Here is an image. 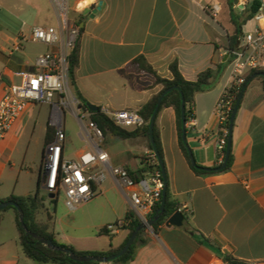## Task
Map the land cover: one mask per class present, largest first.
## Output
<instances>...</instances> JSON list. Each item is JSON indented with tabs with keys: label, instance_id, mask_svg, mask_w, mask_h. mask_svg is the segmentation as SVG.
I'll list each match as a JSON object with an SVG mask.
<instances>
[{
	"label": "crops",
	"instance_id": "0c3cea01",
	"mask_svg": "<svg viewBox=\"0 0 264 264\" xmlns=\"http://www.w3.org/2000/svg\"><path fill=\"white\" fill-rule=\"evenodd\" d=\"M233 14L243 21L255 1L233 0ZM210 3L222 7L217 19L206 10ZM78 7L74 19L83 32L80 35V62L76 72L77 86L89 104L111 110L137 111L164 87L154 84L151 75L131 72L129 67L145 58L153 70L163 78H171L174 62L188 81L216 69L231 59L227 49L229 38L235 32L229 0H72ZM24 18L18 36L11 38L0 34V99L6 88L15 84L24 71H36L37 59L54 50L31 40L34 27L57 26L58 21L50 0H0V9ZM95 13V14H94ZM29 20V21H28ZM28 21L31 26L26 24ZM253 20L243 25V33ZM28 27V28H26ZM1 33V32H0ZM12 43V46H10ZM43 48L34 58L25 51L24 44ZM226 55L229 57L226 59ZM226 59V61H225ZM232 84L230 64L216 86L198 93L194 104V118L187 125V142L196 163L203 168L221 165L218 146L220 122L217 113L222 95ZM76 88L69 87L75 95ZM51 110L44 128V146L48 125L56 129L63 125L68 143L79 142L74 157L65 146L64 155L75 159L80 153L94 150V144L81 131L66 128L64 117L50 104ZM45 109L31 108L19 119L0 144V201L5 202L18 193L23 177L32 176L34 182L42 171L25 168L18 155L23 149V137L35 112ZM74 118L75 110L70 109ZM82 126V125H81ZM155 126L159 132L162 157L166 166L168 188L181 206V227L161 226L156 233L146 230L137 248L135 259L128 264H226L229 256L246 264H264V87L259 77L253 79L239 107L232 135V168L225 172L198 174L186 159L180 146L176 111L169 107L158 112ZM133 131L136 129H127ZM43 146V151H44ZM110 157L112 167L127 169L135 178H141L145 156L150 154L145 136L123 140L107 132L101 144ZM42 151V157H43ZM27 156V150L24 157ZM100 185L98 195L106 204L102 213L106 218L100 230L114 221H123L132 210L131 190L122 189L113 173L98 167ZM45 216L40 220H46ZM60 244L78 251L95 252L115 250L123 246L129 230L117 233L64 237L53 227ZM0 264H36L26 257L20 244L16 214L0 217ZM121 264V263H108Z\"/></svg>",
	"mask_w": 264,
	"mask_h": 264
},
{
	"label": "built area",
	"instance_id": "2783aa9c",
	"mask_svg": "<svg viewBox=\"0 0 264 264\" xmlns=\"http://www.w3.org/2000/svg\"><path fill=\"white\" fill-rule=\"evenodd\" d=\"M50 1L58 24L34 27L31 40L53 47L54 50L37 59L36 71L19 73L20 84H11L6 88L0 99V144L15 123L35 106L53 105L61 115L65 109L75 110L83 126L84 135L95 148L92 151L80 153L75 159H68L64 155L67 142L66 131L62 124H56L55 137L46 146L44 152L43 187L45 192L48 195H54V199H57L63 191L66 196L65 204L73 211L79 205L98 196L97 187L100 185V179L96 171L98 167L103 166L113 173L122 189L131 190L132 210L141 223L148 224L154 210L162 200L164 189L162 174L146 173L141 178H134L127 169L110 165L109 154L101 147L105 137L102 129L92 121L90 112L82 111L77 97L68 91L70 87L68 59L76 49L81 34L80 28L72 18V15L78 12V7L72 5V0ZM206 10L213 19H217L222 7L219 3H210L206 6ZM252 20L255 26L243 34L238 49L230 53L232 84L228 89L241 86L249 72L264 70V2ZM231 110V100L218 103L220 126L227 121ZM100 111L116 126L123 129H140L145 125L144 118L137 111L109 108H100ZM87 118L89 121L85 122ZM222 131L224 134L218 146L221 164L224 161L225 138L229 134L227 130ZM144 161L155 163L158 160L151 152L145 156ZM179 211L184 212L189 209L184 206ZM124 226L125 222L120 221L106 226V229L109 233H117Z\"/></svg>",
	"mask_w": 264,
	"mask_h": 264
},
{
	"label": "trees",
	"instance_id": "16d2710c",
	"mask_svg": "<svg viewBox=\"0 0 264 264\" xmlns=\"http://www.w3.org/2000/svg\"><path fill=\"white\" fill-rule=\"evenodd\" d=\"M234 1L229 0V5L232 10V20L235 25V32L233 35L230 36L229 38V44H228V51L231 53L232 51L238 49L240 45V40L243 36V25L247 24L249 21H251L254 16L259 12L262 2L261 1H255L253 5L251 6L250 10L248 11V14L244 17L243 21L239 22L235 15L233 14V7H234ZM74 13L72 15V18L75 22V24L80 28L79 22H77L74 19ZM83 32V28H80V33ZM81 35V34H80ZM79 42L80 38L78 40V44L76 47V52H72L71 55L69 56L68 59V67H69V84L72 88H76L77 86V77H76V72L79 67V62H80V53H79ZM231 63V59L228 60L226 63L220 64L216 69H208L204 72H202L198 79L196 81H188L186 80L183 75L181 74L179 70V65L177 62H174L171 67H170V72H171V78H163L159 76L151 67V65L148 64L145 58H140L132 63V65L129 67V70L131 72H145L149 75H151L154 79V84L156 85H162L164 87L163 91L152 98L148 103L143 105V107L139 110V114L144 118L145 120V125L144 127L140 129H136L133 131H129L127 129H123L121 127L116 126L110 118L107 116L103 115L100 111V108L97 112H92L89 107H88V101L81 95L80 91L76 88V93L75 96L80 102V108L84 112H90L91 113V119L94 121L98 126L102 129L104 136L107 132H110L114 134L115 136L119 137L120 139L123 140H129V139H135L139 136H145L148 140L149 143V148L152 153H154L153 146L151 144V139H150V133H149V123L151 120V117L153 115V112L156 107V103L161 96V94L169 88L172 87H177L178 90H174L170 92L169 94L166 95L164 98L162 105L160 107V110L163 108H173L176 111L177 114V119H178V129H179V135H180V146L181 149L184 152V155L186 156V159L188 162H190L189 154H188V148L184 144L182 140V121H181V116H182V97L181 93L184 96L185 103H186V118H187V123L194 118V104H195V98L198 93L202 92H207L212 90L216 84L219 82L220 78L222 77L225 69L227 66ZM264 70H253L249 72L246 77H245V82L239 86V87H233L231 89H227L226 92L222 95L221 99L219 102L224 101L228 102L231 100V112L228 115L227 121L224 123V125L220 126V138L223 137V129L229 131L230 128V119L232 116V111L234 107L237 104V101L240 97V94L242 92V89L244 85L256 74L262 73ZM260 80L263 82V87H264V77H259ZM159 110V111H160ZM56 129L48 125L47 127V132H46V138H45V146H44V151H43V157H42V171H43V159H44V152L46 149V146L53 141L55 137ZM154 137H155V142L156 146L162 156V147H161V142H160V136L159 132L155 126V131H154ZM226 145L224 148V159L226 156L227 152V144H228V136L225 138ZM221 158V155H220ZM223 159V160H224ZM234 162V156L233 152L231 150L229 162L227 165V168L222 171H229L232 168ZM144 167L141 169L140 174H154V173H161V167L159 165V162L156 161L155 163H150L148 161L143 162ZM192 169L198 173V174H209L203 167H193ZM130 173V172H129ZM132 177L133 174L130 173ZM42 191L44 190L43 187V174L40 175L38 178L37 182V188L34 193V195L26 196V197H18L13 195L10 197L7 201H14L16 202L23 210L24 216H25V223L27 228L32 232L37 235H40L46 239H49L53 241V243L56 246H61V247H66L71 249L76 255L83 256V255H93V256H102V257H109L112 255H115L119 253L128 240L130 239L131 235L135 231L137 227H139L142 223L136 218V215L133 210H130L123 222H125L124 228L129 230V236L126 240V242L123 244L122 247L115 249V250H109V251H95V252H82L76 250L72 246H67L64 244H60L57 241L56 235L54 233L53 227H54V217L49 213L45 211V198L42 196ZM52 202L54 204L57 203V199H53ZM162 202V200H161ZM161 202L157 205L156 209L154 210V213L150 217V219L156 214V212L160 209ZM0 203H2L0 201ZM8 209H13L15 214H16V224H17V229L19 232V237H20V244L24 250V253L27 258L32 260L36 264H99L96 262H89V263H79L71 260L67 255H65L62 252H56L52 251L49 248L45 247L43 244L37 242L33 237L27 236L25 231L22 229L20 222H19V216H18V211L13 208V207H7L5 210ZM181 209V206L177 203V201L173 198L170 189L168 188L167 192V201H166V207H165V212L161 216V218L153 225V230L154 232L158 233L159 229L161 226L165 225L167 221L177 212ZM4 211V210H3ZM45 211L46 212V220H40L39 215ZM0 212V216H1ZM100 234H105L108 233V230L106 227L99 232ZM145 233V230H142L138 237L136 238L134 244L131 246L130 250L122 257L119 259L113 261L114 263H121V264H128L132 262L137 253V248L138 245L143 242L142 241V236ZM224 261L226 264H246L245 262L235 260L229 256H223Z\"/></svg>",
	"mask_w": 264,
	"mask_h": 264
},
{
	"label": "rangeland",
	"instance_id": "374dc122",
	"mask_svg": "<svg viewBox=\"0 0 264 264\" xmlns=\"http://www.w3.org/2000/svg\"><path fill=\"white\" fill-rule=\"evenodd\" d=\"M29 21V20H28ZM26 21L28 27L31 24ZM24 18L21 17L20 13H15V16L11 13L7 12L5 9H0V34L5 36H10L14 38L18 36L23 28ZM253 23H249V27L246 30H249ZM26 27V28H28ZM26 50L32 58L36 56L42 46L24 44ZM12 46V43L11 45ZM3 54L0 53V56ZM20 80H18L15 84H20ZM2 98V97H1ZM45 109L41 114L35 112L34 116L30 120L28 124V128L24 133L23 137V149L22 152L19 153V159H22L21 162L26 158L25 168H31L35 171L38 170V167L41 166L42 161V151L44 146V128L46 126V122L49 121L51 110L49 107L38 105L36 109ZM66 123V128L70 131L77 132L81 131L83 126L78 122L76 118L70 112V109H65L62 114ZM87 118L85 122H88ZM66 147L68 149V154L70 157H74L76 150L79 148V142L77 140H73V144L66 142ZM27 150V156L24 157V153ZM37 188V181L34 182L32 180V176H29L28 179L22 176L20 183L18 185V193H29L34 195ZM42 196L45 198V211L49 212L54 217V224L57 227L58 232L64 237H72V236H81L83 234L89 235H97L100 228L103 226L104 222H106V218H103L102 213L105 210L106 204L101 200V197L98 195L93 200L83 203L77 207L75 210H70L66 204V196L63 191H61L59 197L57 198V203L54 204L52 200L49 198L47 192L42 191ZM13 209L4 210L1 213V218H5L6 215H11L13 213ZM43 211L40 217L45 216ZM118 222L114 221L112 224H116ZM111 225V224H109ZM108 226V225H106ZM152 227L147 228L146 230H152Z\"/></svg>",
	"mask_w": 264,
	"mask_h": 264
},
{
	"label": "water",
	"instance_id": "95a60500",
	"mask_svg": "<svg viewBox=\"0 0 264 264\" xmlns=\"http://www.w3.org/2000/svg\"><path fill=\"white\" fill-rule=\"evenodd\" d=\"M95 14V13H94ZM74 53L76 52V49H74L73 51ZM229 57V55H226V59ZM225 59V61H226ZM257 77H264V72L256 74L255 76H253L243 87L242 92L240 94V97L237 101L236 106L234 107L233 111H232V116L230 119V128H229V134H228V144H227V152H226V156L225 159L223 161V163L217 167V168H205V170L207 172H222L227 168L228 162H229V158H230V154H231V150H232V135H233V130H234V124H235V119L239 110V107L241 105L242 99L244 97V94L246 92V89L248 88V85L250 84V82L257 78ZM174 90H178L177 87H172L169 89H166L161 96L159 97L157 103H156V107L155 110L153 112V115L151 117L150 123H149V133H150V139H151V144L153 146V150H154V154L159 162V165L161 167V172H162V177L164 180V189H163V193H162V202H161V206L160 209L156 212V214L149 220L148 224H144L142 223L139 227H137L135 229V231L133 232V234L131 235L130 239L128 240V242L126 243V245L124 246V248L117 254L109 256V257H102V256H93V255H83V256H79L76 255L71 249L66 248V247H61V246H56L53 241L46 239L40 235H37L35 233H32L26 226L25 223V216H24V212L22 210V208L14 201H5L0 203V212H2L3 210H5L7 207H13L18 211V216H19V222L20 225L22 227V229L25 231L27 236L33 237L37 242L43 244L45 247L49 248L52 251H56V252H62L65 255H67L71 260L75 261V262H79V263H89V262H96L99 264H108L111 263L117 259H119L120 257L124 256L131 248V246L134 244L136 238L138 237L139 233L142 230H145L149 227H153V225L161 218V216L164 214L165 212V207H166V201H167V192H168V177H167V171H166V166L163 160V157L161 156L157 146H156V142H155V137H154V131H155V123H156V118L158 115V112L160 110V107L162 105V102L164 100V98L166 97L167 94H169L170 92L174 91ZM181 97H182V116H181V121H182V140L184 142V144L186 145V147L188 148V154H189V158H190V162L191 165L193 167H198L194 154L192 152V150L190 149L188 142H187V118H186V103H185V99L183 94L181 93ZM89 109L92 112H97L99 110V108L97 106L88 104ZM50 199H54L55 196L54 195H49ZM184 223V215L181 211H177L166 223L167 226H175V227H181Z\"/></svg>",
	"mask_w": 264,
	"mask_h": 264
}]
</instances>
